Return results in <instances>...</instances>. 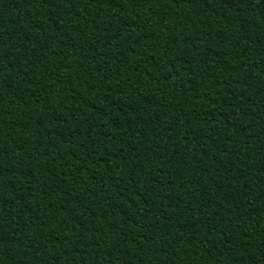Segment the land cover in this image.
I'll return each mask as SVG.
<instances>
[{
    "label": "trees",
    "instance_id": "trees-1",
    "mask_svg": "<svg viewBox=\"0 0 264 264\" xmlns=\"http://www.w3.org/2000/svg\"><path fill=\"white\" fill-rule=\"evenodd\" d=\"M0 264H264V0H0Z\"/></svg>",
    "mask_w": 264,
    "mask_h": 264
}]
</instances>
